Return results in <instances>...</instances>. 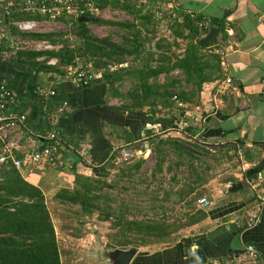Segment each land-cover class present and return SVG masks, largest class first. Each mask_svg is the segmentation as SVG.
I'll return each instance as SVG.
<instances>
[{
    "label": "crops",
    "instance_id": "0c3cea01",
    "mask_svg": "<svg viewBox=\"0 0 264 264\" xmlns=\"http://www.w3.org/2000/svg\"><path fill=\"white\" fill-rule=\"evenodd\" d=\"M20 1L0 0V4ZM133 1L141 8L139 0ZM171 1L175 3L179 21H182L183 14L203 20L207 29L199 40L203 52L208 56L220 54V59L223 53L225 57L223 80L206 83L198 105L186 104L192 111L188 114L202 116L214 96L224 100L222 110L208 120L201 143L215 154L210 156L211 161L218 160L223 167L219 178L207 184L212 194L205 198L215 204L206 210L207 219L187 230L176 244L159 252L139 251L131 264L143 263L141 255L144 254L150 259L159 254L158 264H249L243 256L244 243L254 244L264 258V208L257 207L259 198L264 196V0ZM104 9L113 14H127L111 7ZM171 23L162 20L157 36L165 35L172 41ZM158 39L156 37L154 42ZM178 42V54H183L184 45L180 40ZM101 78L91 87L79 89L66 75L32 71L17 62L5 60L0 54V83L11 89L18 100L9 112L25 114L33 135L48 130L49 111L64 102L70 106L61 122L70 150L66 148L61 152L55 163H46L43 168L31 167L21 174L42 190L47 204L54 203L61 190L78 187L75 174L111 177L113 168L104 165L112 150L125 148L126 151L130 146L133 150L150 153L149 142L139 145L143 140L140 138L145 139L149 129L155 135L185 138L172 130L179 123L188 121L187 112L182 118L180 114L173 123L169 116L157 115L160 122L153 124L148 108L129 113L111 111L109 107L113 105L112 102L107 105L106 86ZM226 78L232 80L230 95L224 94L222 83ZM38 89L55 91L56 94L46 99L38 95ZM184 90L192 92L195 88L190 86ZM172 124L173 128L160 131V128ZM197 127L198 124H194L188 131L196 133ZM38 142L34 136L27 139L29 148H40L42 142ZM88 144L93 146L92 154L90 160L82 163L71 150L78 151ZM229 155L238 158L230 159ZM46 168L49 170L44 172ZM55 203L61 204L58 198ZM256 212L260 213L261 220L257 226L248 228L250 217ZM190 239L193 245L188 249Z\"/></svg>",
    "mask_w": 264,
    "mask_h": 264
},
{
    "label": "trees",
    "instance_id": "16d2710c",
    "mask_svg": "<svg viewBox=\"0 0 264 264\" xmlns=\"http://www.w3.org/2000/svg\"><path fill=\"white\" fill-rule=\"evenodd\" d=\"M96 3L101 9L111 7L134 17L135 22L124 24L94 19L97 25L117 26L123 30L126 37L120 44L111 39L96 38L89 31V24L78 22L77 19L73 21L76 30L75 44L69 40L62 41L67 35L65 33L43 34L38 37L53 44H60L62 48L47 53L19 52L10 62H17L32 71L57 76L66 75L65 68L76 64L78 59L85 65L91 63L96 71L102 72L101 79L106 86L107 105L112 99H117L121 103L119 107H109L111 111L129 113L148 108L153 124L160 122L157 115H162L163 111H166L165 114L172 123L178 120L180 114L182 118L185 112H192L191 107L181 109L176 105L173 99L176 95L185 105L187 103L198 105L203 86L206 83L223 80L220 54L208 56L199 45L200 38L207 32L205 25L203 27L199 25L203 23L200 17L183 14L182 21H179L177 10L164 11L163 20L172 22L169 25L173 35L172 41L162 36L154 42L162 20H157L152 10L145 12L144 8H138L137 2L133 0L111 2L96 0ZM24 19L30 17L26 15L15 17V20ZM178 40L184 45L183 54H178L180 49ZM1 51L0 49V54ZM52 58L58 60L57 66L48 65ZM123 64H128V67L120 68L119 66ZM111 66L118 68L111 70ZM94 83L95 81L79 89L89 88ZM126 84L130 89L125 93L122 87ZM190 86L195 90L192 92L184 90ZM171 127L173 128V124L160 128V131ZM60 128L66 141L63 129L61 126ZM129 136L132 137L131 134ZM145 139L149 142L152 153L158 158L156 169L152 173L153 178L157 177V173H162L163 165L170 157L177 160L169 166V173L174 168L180 170L183 165H189L192 169L194 161L192 156L197 151L210 156L215 155L200 142L190 141L186 137L177 138L170 135L162 137L153 134L152 129L147 130ZM90 146L91 156L93 146ZM1 147L0 142V150ZM131 148L127 146L129 150L126 151H135ZM123 149L125 148L112 150L105 159L104 166L115 168L113 159L121 157ZM186 158L189 162H186ZM228 158L238 157L229 155ZM134 163L123 170H117L118 178L132 176L134 172L139 173L144 158L137 159ZM182 181L184 186L181 189L166 190L161 200L155 198L152 206L145 208L144 218L129 217L127 212L134 210L128 205L122 204L120 207L114 205L113 196L105 193V190L117 188L118 181L114 179L109 182V179L104 177L75 174L78 187L61 190L57 198L65 203L79 205L84 215L99 212L106 221L115 219L112 227L117 230L114 239L119 247L142 248L156 244H176L185 231L199 225L208 217L207 211L198 208L199 200L203 197L200 189L204 187L203 175L188 172ZM171 182L180 183L178 176L175 175ZM187 242L190 249L193 240ZM247 245L254 244L244 243V248ZM141 256L142 261L148 262L146 264H158L160 260L159 254H155L151 259L145 258L146 254ZM144 262L139 264H145ZM0 264H62L55 228L44 193L26 181L12 164L0 169Z\"/></svg>",
    "mask_w": 264,
    "mask_h": 264
},
{
    "label": "built area",
    "instance_id": "2783aa9c",
    "mask_svg": "<svg viewBox=\"0 0 264 264\" xmlns=\"http://www.w3.org/2000/svg\"><path fill=\"white\" fill-rule=\"evenodd\" d=\"M138 3L139 7L144 8L145 12L152 10L157 20H163L164 11L176 9L175 3L171 0H158L157 2L139 0ZM109 14V11L101 9L97 5L96 0H22L15 3L0 4L1 56L5 60H12L19 52L47 53L58 51L62 48V45L53 44L49 40L38 37L43 34H53L50 30H45V27H54V25L57 27L58 25L59 29L75 30L73 21L80 16L90 17L93 20H109ZM19 15L29 16L30 19L15 20V17ZM199 25L203 27L205 24L201 23ZM74 34H76V30ZM221 55V65L223 66L225 57H223V53ZM48 65L57 66L58 60L52 58L48 61ZM119 67L125 68L128 67V64ZM117 68L118 66L110 67L111 70ZM64 71L71 83L77 88L87 87L91 82L102 77V72L96 71L91 63L85 65L79 59L76 64L66 67ZM223 82L222 85L225 86L224 94L230 95L232 80L226 78ZM36 92L46 99L56 94L55 91L41 89L36 90ZM173 99L179 108L186 107L177 95ZM17 102L15 93L5 84L0 83V142L2 145L0 169L3 166L12 164L22 173L21 171H28L31 167L43 168L46 163L57 162L61 152L67 148L60 126L62 119L70 111L69 103L64 102L56 109L48 112V130L45 133L38 134V137L43 139L41 147L29 148L27 139L32 136L36 139L37 135L31 133L28 118L25 114L9 112V108L15 106ZM224 103L223 99L214 96L209 101V108L202 116L187 113L188 121L179 123L172 131L179 132L190 141L202 143L208 120L222 110ZM194 124H198L196 133L188 131ZM90 150L91 146L89 144L78 150L81 160L85 162L90 160ZM147 153H144L143 150L123 151L121 157L113 159V164L117 167L124 161H135L144 158ZM212 205L213 203L207 198L199 200V206L202 209L210 208ZM257 207L260 210L264 208V196L259 198ZM260 220V213H253L248 228L257 226ZM243 256L244 259L249 261V264H264L263 256L254 245L245 246Z\"/></svg>",
    "mask_w": 264,
    "mask_h": 264
},
{
    "label": "rangeland",
    "instance_id": "374dc122",
    "mask_svg": "<svg viewBox=\"0 0 264 264\" xmlns=\"http://www.w3.org/2000/svg\"><path fill=\"white\" fill-rule=\"evenodd\" d=\"M107 21L117 24L135 22L134 17L128 16L124 13H110L109 20ZM88 28L91 34L96 38L101 40L111 39L116 44H120L123 41V38L126 37V33L117 26L97 25L91 23ZM45 30H50L53 34L65 33L67 34V37L64 36L62 41L69 40L71 43L75 44V30L59 29L58 25L57 27L56 25H54V27H45ZM156 37L161 38L159 35ZM164 37L167 38L165 35ZM129 89L130 86L127 84L122 87V91L125 93L128 92ZM110 102H112L113 107L121 106V103L118 100H110ZM165 113L166 111H163L162 116H166ZM167 136V134L162 135V137ZM140 140L142 141L139 145L147 141L143 137L140 138ZM148 154L149 153L144 157V163L139 173L134 172V175L132 176L125 175L124 178L119 179L117 170H123L124 168L135 164V161H124L119 166L113 168L112 176L108 178L109 182L113 179L118 181V185L115 190H105V193L113 196L115 206L120 207L122 204L130 206L134 211L127 212V215L131 218L146 217L145 208H150L152 203L155 202V198L161 200L166 190H175L176 188L181 189L184 186V181L182 180L184 176L188 175V172H197L203 175L204 187H200L203 192L201 195L203 197L210 196L212 191L208 188V183L219 178L220 170L223 167L222 163L218 160L211 161L212 158L210 155H203L200 151H197V153L192 156L194 159L192 169L189 168V165H183L180 170L174 168L173 171L169 173V166L172 162L177 160L176 158L170 157L164 163L162 173H157V177L153 178L152 173H154L156 169L158 158L157 155L152 153V150L150 155ZM185 160L186 162H189L188 158ZM48 170L49 168H46L44 172H47ZM21 172L24 173V171ZM175 175L178 176V180L180 181L178 184L171 182ZM55 199L57 200V196ZM55 199L54 203H46V206L55 228L62 264H114L118 251L138 248L135 246L126 248L117 246L118 244L114 239L117 230L112 227L115 219L112 218L109 221H106L99 212L92 215H84L81 213L79 205L64 203L60 200L59 202H61V204H56ZM212 206H215V204ZM212 206L210 208H212ZM198 208L205 211L210 209H202L199 205ZM185 232L182 236L187 234ZM171 245L173 244H156L138 249L143 252L148 250V253L149 251L152 253L154 251L159 252L162 248Z\"/></svg>",
    "mask_w": 264,
    "mask_h": 264
},
{
    "label": "water",
    "instance_id": "95a60500",
    "mask_svg": "<svg viewBox=\"0 0 264 264\" xmlns=\"http://www.w3.org/2000/svg\"><path fill=\"white\" fill-rule=\"evenodd\" d=\"M95 20L93 19H89L85 16H80L78 18V22L81 23H94ZM36 139L40 142H43V139L41 137L36 136ZM149 147V145H147ZM67 150L69 151L70 149L67 148ZM71 152L75 155L78 156V158L81 160V156L79 154L78 151L76 150H71ZM139 253V249L138 248H130L129 250H120L117 252L116 257H115V262L114 264H131L133 259L137 256V254Z\"/></svg>",
    "mask_w": 264,
    "mask_h": 264
}]
</instances>
